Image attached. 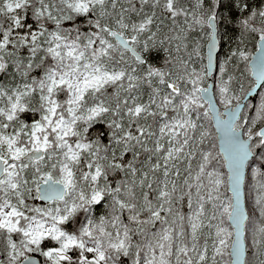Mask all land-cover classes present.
Masks as SVG:
<instances>
[{"label":"snow or ice","instance_id":"6c2138e0","mask_svg":"<svg viewBox=\"0 0 264 264\" xmlns=\"http://www.w3.org/2000/svg\"><path fill=\"white\" fill-rule=\"evenodd\" d=\"M262 86L249 0H0V264L264 257V183L251 248L242 190L264 150V97L247 103Z\"/></svg>","mask_w":264,"mask_h":264},{"label":"trees","instance_id":"16d2710c","mask_svg":"<svg viewBox=\"0 0 264 264\" xmlns=\"http://www.w3.org/2000/svg\"><path fill=\"white\" fill-rule=\"evenodd\" d=\"M249 3L251 4L252 8L255 9L257 7H261L264 4V0H249ZM224 14L227 15L228 14L227 11H225ZM81 27H84L83 23H81ZM226 41L230 43L231 45L230 49L235 48L238 44L239 30L234 26V24H229L227 27ZM246 45L251 55L253 52L257 50V40L251 36L247 38ZM149 59L151 60L152 63L156 64L157 66H160L164 62V54L163 52H153L150 55ZM247 83L248 82L246 81L245 82L246 86ZM263 88L264 86H262L260 91ZM260 91L258 92V94L260 93ZM258 94L255 96V98H253V101L256 99ZM250 101H252V99ZM98 133L101 134L104 141L107 142L106 126L96 125L95 128L91 130L92 136H96ZM224 170L226 171L225 166H224ZM261 173H264V150H257V155L254 156L253 159L248 164L246 183H245L246 206L250 214V221L248 223V244L250 248L252 247L251 240L254 230L256 226L261 222V218L259 216V209L256 204V198H257V192L259 186L261 183H264V175H262ZM36 203L40 204L41 202H36ZM183 210L186 211V208ZM104 211H105L104 208H100L99 214H103ZM247 258L249 260V264H259L260 260L264 259V257H261L259 252H257L254 248L248 253ZM40 259L42 260V258ZM125 264H127L126 261Z\"/></svg>","mask_w":264,"mask_h":264},{"label":"rangeland","instance_id":"374dc122","mask_svg":"<svg viewBox=\"0 0 264 264\" xmlns=\"http://www.w3.org/2000/svg\"><path fill=\"white\" fill-rule=\"evenodd\" d=\"M261 7H264V4ZM230 47H231V45H230V43H228V41H226V37H225L223 50L222 51L219 50V55H218V60H217V71H218L219 64L222 63L227 58L228 54L230 53V51H231ZM254 53L255 52H253L252 55ZM261 97H264V88L260 91V93L258 94V96L256 97V99L254 101L252 99V101H250L248 103L249 107L253 108L255 105H258Z\"/></svg>","mask_w":264,"mask_h":264},{"label":"water","instance_id":"95a60500","mask_svg":"<svg viewBox=\"0 0 264 264\" xmlns=\"http://www.w3.org/2000/svg\"><path fill=\"white\" fill-rule=\"evenodd\" d=\"M257 51H258V43H257V50L255 51V53L253 54V56L256 54ZM218 55H219V49H218ZM217 60H218V59H217ZM253 79H254V78H253ZM261 88H262V87L255 88V91L253 92L252 96L248 98L247 103H248L251 99L255 98V96L258 94V92L260 91ZM252 159H253V157L250 158V161H251ZM250 161H249V162H250ZM225 167H226V165H225ZM247 169H248V165H247V167H246V169H245L244 183H243V186H242V190H243V192H244V194H245V204H246L245 183H246ZM246 208H247V206H246ZM39 259H40V258H39Z\"/></svg>","mask_w":264,"mask_h":264}]
</instances>
